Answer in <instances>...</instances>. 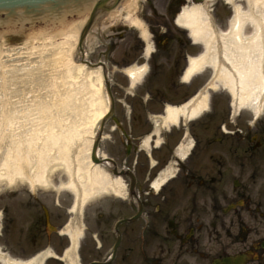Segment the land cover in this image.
<instances>
[{
  "label": "rangeland",
  "instance_id": "374dc122",
  "mask_svg": "<svg viewBox=\"0 0 264 264\" xmlns=\"http://www.w3.org/2000/svg\"><path fill=\"white\" fill-rule=\"evenodd\" d=\"M164 4H167V0L141 1L140 5H138L137 14L149 24L151 31H158L160 37L163 36L161 25L165 24V22L168 23L167 25L173 29L175 37H182V46L177 44L175 40H171L169 44L171 48L166 51L169 52L166 57L164 52H162L165 50L163 48L160 49L165 44L161 41L162 43L158 46L156 43L159 52L152 57L153 62L166 58V64L169 65H165L164 75L161 71L152 73V76L148 78L151 86L144 84L137 88L139 96H134L131 93L127 94L126 91L117 85V82L125 85L128 81L125 76L116 72L113 66L117 61L122 62L123 59H133L142 53V42L138 38V32L124 27L119 22L112 23L107 32H103L96 37H94L95 33L90 32V34L92 33L91 38H95L97 44L88 47L89 57L93 62H97L100 59H108L113 80L112 88L117 98L115 116L122 121L121 128H117V125L112 120L107 122L104 136L100 143V152L116 158L119 164H122L125 159L124 151L128 148L127 144H132V151H141L144 134L147 133L146 135H148L153 129L152 123L145 122L147 110L152 112L162 111L161 100H150L149 105H144L141 95H144L148 88H151L154 96H156L157 89L161 88L164 89L162 91L166 100L180 99L178 97H184L183 95L193 92L196 86H202L212 75V70L207 68L202 74L193 78L190 87L184 84L180 88L173 87V82L177 81L180 73L182 72L183 74V70L187 66L186 53L195 56L202 51V47L201 45L191 44L188 32L178 29L172 21L169 24L167 18L159 12V10L163 9ZM193 4H206L212 10L211 12L217 26L222 30H228L235 13V6L240 5L245 10L249 9L247 0H187L186 2V6ZM96 25L98 24L96 23ZM47 29L44 28L43 32H38L32 39L29 38L30 36H18L13 32L3 37L4 44L2 46L6 50L5 55H7L6 59L9 60L8 64L11 61L12 65L15 64L16 70L20 71L19 77L17 76L20 86L16 87L11 84L9 96L14 112L13 115L15 116L13 117L12 115L7 125L5 124V131L8 132V136L0 142V151H10L20 141H24L30 151H42L43 146H48L47 148H50V150L46 149V151L54 152L56 150L49 147L52 145L50 138L54 136L58 139L63 133L65 136L64 142H66L71 131L77 134V145L83 138L85 144L82 150L80 148L79 151H86L94 136L97 125L94 114L96 109L98 110L99 98L102 97V94L100 91L95 90V79L92 74L86 77L85 72L78 67V63L73 60L67 62L68 44H65V42L74 41L73 38L66 36L70 28L68 29L64 25L58 29H51L50 33H46L45 30ZM119 30H122V32L119 33ZM244 31L246 35L254 32L252 22L246 23ZM177 59L180 61V65L176 71L174 65ZM21 69H25L28 72ZM84 75L89 83L90 91L86 90L82 96L79 92V84ZM55 80L75 90L74 95L77 96L78 100L70 108L69 117H62L63 112L59 110L60 107H54L56 101L54 92L56 87ZM185 91L187 93L184 94ZM65 96L66 94H63L60 97L63 98ZM121 100L125 101L129 107L124 106ZM40 103L44 104L42 107L43 113L51 108L48 113L57 116L56 121L41 119L40 117V119H36L34 117L33 113L38 111H35V107L40 110L41 106H36ZM130 107H132V112H130ZM49 124L53 126L52 129H50ZM50 131L52 132V137H49ZM181 133L182 130L177 133L176 137L180 136ZM153 142H155V145L160 146L157 149L165 148L156 144V138ZM176 143L177 141H174L173 145ZM28 156L32 161L36 159L30 153ZM133 159H135V154L130 157L128 165H131ZM141 159H143V153L141 154ZM83 160L85 161V157ZM47 176L50 180V185H37L34 188H31L27 181L19 178H16L15 183L11 186L6 183V180H0V245L7 247L13 256L18 257L21 255L19 240L24 219H27L30 223L33 219V213L37 211L44 216L42 206H46L50 213L60 210L56 204L57 199L64 206L71 204V195L68 191L58 189V186L68 178L63 166L50 168ZM94 201L96 202L92 203L89 208L90 211L97 210L96 208L99 205V202H97L98 198L96 197ZM25 202L27 203L26 211L24 210Z\"/></svg>",
  "mask_w": 264,
  "mask_h": 264
},
{
  "label": "flooded vegetation",
  "instance_id": "af4514ba",
  "mask_svg": "<svg viewBox=\"0 0 264 264\" xmlns=\"http://www.w3.org/2000/svg\"><path fill=\"white\" fill-rule=\"evenodd\" d=\"M218 105L216 101L212 135L205 139L213 146L198 149L202 142L198 136L196 147L182 157L177 176L159 190L153 180L164 166L162 159L145 170L136 169L133 196L110 207L128 219L138 212L139 201L143 217L120 223L116 250L114 227L110 233L108 220L102 221L98 245L85 239L75 252L77 263L264 264V111L254 121L224 109L218 114ZM84 219L92 225L88 215ZM52 237L40 227L31 235L24 232L22 256L45 247L48 238L62 255L70 240ZM48 264L73 263L55 258Z\"/></svg>",
  "mask_w": 264,
  "mask_h": 264
},
{
  "label": "bare ground",
  "instance_id": "6f19581e",
  "mask_svg": "<svg viewBox=\"0 0 264 264\" xmlns=\"http://www.w3.org/2000/svg\"><path fill=\"white\" fill-rule=\"evenodd\" d=\"M251 5V9L244 11L241 6H236L235 14L230 22V28L228 31L217 35V28L213 26L212 21L208 18H202L205 11L200 6H193L191 8H185L183 13L179 16V23L186 25L196 40H204L207 46V51L198 56L190 57L189 66L185 72L184 78L189 79L194 73L203 69L208 65H213L216 71L217 82L211 85L217 87L223 85L228 88L235 101L240 106L252 107L255 112L260 111L259 98L264 99V0H248ZM260 9V16L254 14L253 8ZM123 8L117 10V13H121ZM205 10V9H204ZM86 15V14H85ZM118 16V15H117ZM208 16V14H207ZM129 20L128 17H126ZM85 16L79 21H76L72 26L67 36L74 39L73 42H65L68 44L67 49V62L72 57L71 52L76 49L79 31L84 23ZM253 20V26L255 28L254 33L251 36L244 35L245 23ZM11 20L0 22V142L2 139L7 138L8 132L5 131V124L13 115L12 106L10 104V88L11 84L16 87L20 86L19 75L20 71L16 70L15 64H10L5 55L6 50L3 49V37L7 33V30H21L26 27H18V25H11ZM133 22L138 23L136 19ZM47 23H50L49 21ZM48 25V24H46ZM105 25H101L94 33L99 35L104 29ZM29 31V29H27ZM142 32L145 37H148L149 33L142 27ZM34 36L30 35V39ZM2 40V41H1ZM97 43L95 38L89 39L88 47L95 46ZM43 66V65H41ZM83 65L78 67L85 72L86 77L91 75L95 79V90L100 91L102 97L99 98L98 110L95 111V120H100L108 110V99L103 93V81L101 76V70H89ZM25 70V69H21ZM28 72L27 70H25ZM132 75L133 82L139 80L144 72L145 67L133 66L128 69ZM24 72L25 74H28ZM80 80L79 92L84 95L86 90L90 91L89 83L86 81V77ZM18 76V77H17ZM89 76V77H92ZM64 81H66L64 79ZM53 83L52 81H50ZM67 82V81H66ZM55 94L56 101L54 107H60L59 110L63 112L62 117H69L72 105L77 103V96L74 95L75 90L72 87L60 84L58 80H55ZM52 85V84H51ZM61 92V94H60ZM12 94V92H11ZM63 94H66L65 97ZM208 92L198 96L197 99L184 104L183 106L168 105L165 116H158L160 122L156 126V133L159 134V130L163 126L170 127L172 125H178L180 118L185 116L186 119L199 115L207 107ZM44 104L40 103L35 107L34 117L41 119H48L50 121H56L57 116L48 113L45 110L43 113L42 107ZM38 113V114H37ZM15 115H13L14 117ZM39 118V119H40ZM34 119V120H36ZM50 129L52 125L49 124ZM67 137L64 142L65 136L61 133L60 137L55 139L52 137V132H49L51 148L56 151H46L48 146H43L42 151L34 150L30 151L28 145L24 141L13 146L10 151H0V180H6L9 186L15 183L16 178L23 181H28L31 187L37 185H50L47 172L50 168L56 166H63L67 173L68 179L66 182H62L60 188H66L74 192L77 202L85 203L88 198H91L95 193L101 192H115L123 193V181L120 177L113 178L101 168L99 165H94L90 160L92 140L88 145L86 151H79L84 147L83 138L79 145H77V134L74 131ZM151 137L148 136L144 140V146L149 147ZM189 147V143H181L177 151H184ZM60 150L58 151V149ZM29 153L35 160L29 158ZM87 159L86 162L83 160ZM1 216V215H0ZM69 233L73 236L74 241L78 237L79 228L71 225L67 227ZM0 261L2 264H25L10 257L8 253H3L0 248ZM28 264H38L28 263Z\"/></svg>",
  "mask_w": 264,
  "mask_h": 264
},
{
  "label": "water",
  "instance_id": "95a60500",
  "mask_svg": "<svg viewBox=\"0 0 264 264\" xmlns=\"http://www.w3.org/2000/svg\"><path fill=\"white\" fill-rule=\"evenodd\" d=\"M120 1L121 0H0V13L5 11L8 12L9 14H15L16 11L22 10L24 13L35 16L37 18L44 11H59L65 8L71 9V8H79V7L82 8L84 6H90L92 9L91 15L89 17L86 26L84 27V30L80 38V45H82L85 34L92 25L98 12L111 10L116 5H118ZM2 18L3 20H0V22L11 20V18L12 19L17 18V20H21L24 18V15L22 13H17L15 17L3 16ZM89 65L93 66L91 63H89ZM105 78H107L106 72H105ZM106 83H107L108 92L113 101V96L110 89V83L108 80ZM112 110H113V105L111 112ZM111 112L109 113L108 116H110ZM105 120L106 119H104L101 123V129L103 128ZM99 139H100V135L97 137V140L95 141L93 147L94 161H98L96 157V151L98 148Z\"/></svg>",
  "mask_w": 264,
  "mask_h": 264
}]
</instances>
